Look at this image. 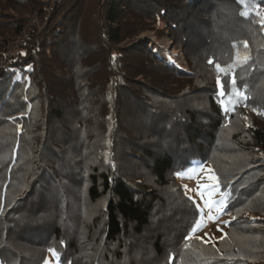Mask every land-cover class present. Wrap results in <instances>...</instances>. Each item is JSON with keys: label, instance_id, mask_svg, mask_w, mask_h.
<instances>
[{"label": "trees", "instance_id": "trees-1", "mask_svg": "<svg viewBox=\"0 0 264 264\" xmlns=\"http://www.w3.org/2000/svg\"><path fill=\"white\" fill-rule=\"evenodd\" d=\"M33 11L0 66V264H264V0H0V61Z\"/></svg>", "mask_w": 264, "mask_h": 264}, {"label": "rangeland", "instance_id": "rangeland-1", "mask_svg": "<svg viewBox=\"0 0 264 264\" xmlns=\"http://www.w3.org/2000/svg\"><path fill=\"white\" fill-rule=\"evenodd\" d=\"M38 18H37V11H33L29 15V19L27 24L24 27V31L29 33L31 30L32 24L39 26ZM21 33V34H22ZM20 35V34H18ZM15 35L14 38L11 40L9 39L5 43L4 54L1 60L5 57L6 54L13 53L14 57L16 56V50L19 47H15L13 45L14 40L18 37ZM27 36V35H26ZM135 41L139 42L140 44L149 42L156 48L157 53L162 59H167L170 62L176 63L181 66L183 63V57L179 50L173 49V44L168 37H161L155 38V35L150 30H144L140 32L136 37ZM23 41H21L20 45ZM179 180L183 184L184 190L187 194H189L197 204L203 209L204 213L202 215V223L198 228V234L206 239V240H214L219 237L223 232L224 222L227 219L226 215H220L221 209H213L210 208L208 205V194L203 191L205 186L212 185L213 178L208 171L206 166H203L199 170L191 171L186 175L180 176ZM202 193V195H201ZM219 193L215 191L213 188V194L211 195V199L218 200ZM46 264H58L52 255L49 256V259Z\"/></svg>", "mask_w": 264, "mask_h": 264}, {"label": "built area", "instance_id": "built-area-1", "mask_svg": "<svg viewBox=\"0 0 264 264\" xmlns=\"http://www.w3.org/2000/svg\"><path fill=\"white\" fill-rule=\"evenodd\" d=\"M27 35V32L24 31L22 34L18 35L16 40H14L13 45L18 47L22 41V39ZM13 53L6 54L5 57L0 61V66H6L11 58H13Z\"/></svg>", "mask_w": 264, "mask_h": 264}, {"label": "snow or ice", "instance_id": "snow-or-ice-1", "mask_svg": "<svg viewBox=\"0 0 264 264\" xmlns=\"http://www.w3.org/2000/svg\"><path fill=\"white\" fill-rule=\"evenodd\" d=\"M211 62V61H210ZM218 85H219V81H218ZM177 175H179V174H177ZM201 195H202V193H201ZM186 239H187V237H186Z\"/></svg>", "mask_w": 264, "mask_h": 264}]
</instances>
